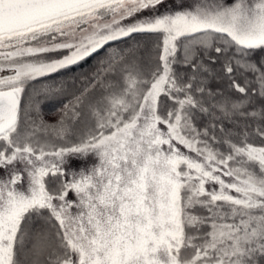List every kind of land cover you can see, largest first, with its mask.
<instances>
[{
  "label": "snow or ice",
  "instance_id": "1",
  "mask_svg": "<svg viewBox=\"0 0 264 264\" xmlns=\"http://www.w3.org/2000/svg\"><path fill=\"white\" fill-rule=\"evenodd\" d=\"M0 264H264V0H0Z\"/></svg>",
  "mask_w": 264,
  "mask_h": 264
},
{
  "label": "trees",
  "instance_id": "2",
  "mask_svg": "<svg viewBox=\"0 0 264 264\" xmlns=\"http://www.w3.org/2000/svg\"><path fill=\"white\" fill-rule=\"evenodd\" d=\"M89 64L92 63L91 60H89L88 62ZM84 67H87V65H85ZM73 71H78L77 69H73ZM60 101L58 100H55V99H52V100H49L47 103L44 104V112L46 113V115L48 113H50L53 109H55L56 107H59L60 106ZM49 119H51V117L49 116L48 117Z\"/></svg>",
  "mask_w": 264,
  "mask_h": 264
},
{
  "label": "rangeland",
  "instance_id": "3",
  "mask_svg": "<svg viewBox=\"0 0 264 264\" xmlns=\"http://www.w3.org/2000/svg\"><path fill=\"white\" fill-rule=\"evenodd\" d=\"M74 166H79V162H74Z\"/></svg>",
  "mask_w": 264,
  "mask_h": 264
}]
</instances>
